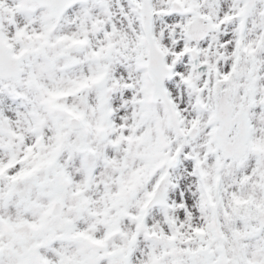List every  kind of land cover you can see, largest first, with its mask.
Masks as SVG:
<instances>
[{
  "label": "snow or ice",
  "instance_id": "1",
  "mask_svg": "<svg viewBox=\"0 0 264 264\" xmlns=\"http://www.w3.org/2000/svg\"><path fill=\"white\" fill-rule=\"evenodd\" d=\"M0 264H264V0H0Z\"/></svg>",
  "mask_w": 264,
  "mask_h": 264
}]
</instances>
